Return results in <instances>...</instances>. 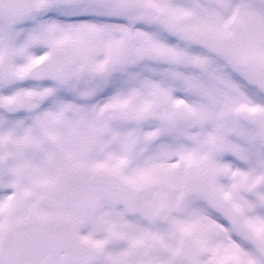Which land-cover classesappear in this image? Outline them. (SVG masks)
Masks as SVG:
<instances>
[{
  "label": "snow or ice",
  "instance_id": "snow-or-ice-1",
  "mask_svg": "<svg viewBox=\"0 0 264 264\" xmlns=\"http://www.w3.org/2000/svg\"><path fill=\"white\" fill-rule=\"evenodd\" d=\"M0 264H264V0H0Z\"/></svg>",
  "mask_w": 264,
  "mask_h": 264
}]
</instances>
